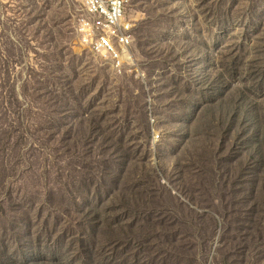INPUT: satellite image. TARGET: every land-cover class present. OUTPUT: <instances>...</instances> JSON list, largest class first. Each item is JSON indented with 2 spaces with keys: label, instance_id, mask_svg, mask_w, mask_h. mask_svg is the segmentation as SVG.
Listing matches in <instances>:
<instances>
[{
  "label": "rangeland",
  "instance_id": "1",
  "mask_svg": "<svg viewBox=\"0 0 264 264\" xmlns=\"http://www.w3.org/2000/svg\"><path fill=\"white\" fill-rule=\"evenodd\" d=\"M132 9L116 70L0 0V264H264V0Z\"/></svg>",
  "mask_w": 264,
  "mask_h": 264
},
{
  "label": "built area",
  "instance_id": "2",
  "mask_svg": "<svg viewBox=\"0 0 264 264\" xmlns=\"http://www.w3.org/2000/svg\"><path fill=\"white\" fill-rule=\"evenodd\" d=\"M80 14L75 32L83 51L120 69L129 60L138 16L132 0H74Z\"/></svg>",
  "mask_w": 264,
  "mask_h": 264
}]
</instances>
